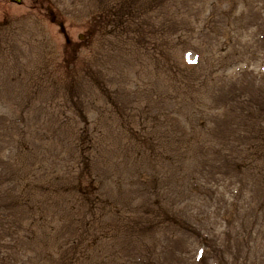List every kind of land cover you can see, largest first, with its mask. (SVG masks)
<instances>
[{
  "label": "rangeland",
  "instance_id": "1",
  "mask_svg": "<svg viewBox=\"0 0 264 264\" xmlns=\"http://www.w3.org/2000/svg\"><path fill=\"white\" fill-rule=\"evenodd\" d=\"M0 264H264V0H0Z\"/></svg>",
  "mask_w": 264,
  "mask_h": 264
},
{
  "label": "water",
  "instance_id": "2",
  "mask_svg": "<svg viewBox=\"0 0 264 264\" xmlns=\"http://www.w3.org/2000/svg\"><path fill=\"white\" fill-rule=\"evenodd\" d=\"M10 1H13V2H16V3H20L21 0H10Z\"/></svg>",
  "mask_w": 264,
  "mask_h": 264
}]
</instances>
